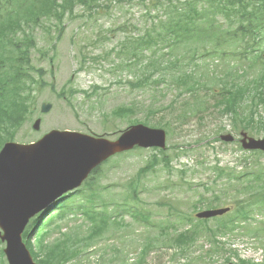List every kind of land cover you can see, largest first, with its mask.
Segmentation results:
<instances>
[{"label":"rangeland","instance_id":"374dc122","mask_svg":"<svg viewBox=\"0 0 264 264\" xmlns=\"http://www.w3.org/2000/svg\"><path fill=\"white\" fill-rule=\"evenodd\" d=\"M15 1L13 0L14 5ZM184 1L182 0L181 4ZM116 3L113 1L110 4V9L105 15H94L91 18L86 17L88 12L84 11L82 6H77L75 13L84 14L85 16L75 19L65 16L62 23L63 31L57 43L53 44L54 49H50L51 45L42 28L49 25V23L46 20H41L38 23L39 25L32 27L36 49L31 51V63L36 68L46 71L43 77L45 86L37 91V86L34 85L32 97L27 101L30 108L29 113H26L23 117L20 128L16 130L5 128L7 132L14 136L15 142H32L51 130H67L107 138L109 134H119L129 127L128 117L114 118L108 115L117 106L137 105L134 118L140 121L145 116V105L149 103L156 104L157 107H164L176 99L175 114L184 106L187 95L176 98V90L167 84V80L169 81L167 74H164L165 83L157 84L154 87H148L147 85L144 89L137 90L128 85L129 82L135 80V76L126 69L116 68L120 64V60L115 56L116 50L114 49H118L119 44L130 35L137 39L136 37L141 36L144 30H150L155 23L146 17L147 9L138 5L137 0H133L132 5L126 3L116 5ZM156 15L158 25V20L163 21L165 19L166 9L163 7L153 8L150 16L154 17ZM217 20L229 29L235 28L237 25V23L230 25L222 16H218ZM53 22L52 20L51 23ZM157 25H154L153 28L160 33ZM120 27H126L127 32L119 30ZM52 30V35L59 33L56 28ZM103 38L106 40L100 45L92 46V43L101 42L100 40ZM88 43H91V45H87ZM165 44L166 41H159L158 45L154 47L156 56L168 52L167 49L163 50ZM211 46L207 45V49H210ZM82 47L85 49H82ZM110 49L113 52L110 53L109 58L101 60V56ZM226 49L227 54L221 58L206 55L196 59L199 67L203 64L205 70L208 69L212 72L209 77L213 79V82L220 79L227 69L231 72H241L240 62L237 59L238 55L233 52L234 47L226 46ZM39 50L47 53L46 56L42 55ZM183 50L181 53L185 52ZM49 52L53 53L52 63L49 62V56H51ZM81 52L83 56L80 55ZM143 53L146 57L151 56L149 51ZM199 53H202L201 49ZM85 57L90 59L83 63L82 59ZM95 58H98L97 62L94 60ZM114 69L119 71L114 74L110 73ZM253 72L256 73V70ZM161 75L162 73H157V78ZM226 81L228 83L238 82V78L233 81ZM206 84L209 85L207 79ZM51 86H53L54 91L51 90ZM93 87H99L101 90L88 96ZM69 88H73L78 92L70 95L68 93ZM222 89L223 86L219 85L213 88L214 93ZM62 91L65 95L59 98L57 93ZM82 92L85 94H82ZM157 92H159V95ZM46 103L51 105L47 112L43 111V106ZM245 103H248V101L246 100ZM168 112H171V110ZM166 113L158 114L157 120L161 115L164 117ZM258 113L257 118H264L262 107L258 108ZM0 118L4 122L2 114H0ZM205 118L204 122L199 123L195 117H191L182 127L177 126L169 131L167 137L169 150L167 152L171 159L172 169L168 171L160 162L153 171L142 175L139 180V187L136 189L138 198L133 201V204H127L123 207L126 210L132 209V213L137 212V222L131 219L133 216L131 213L124 215L123 221L120 218L117 219V222L109 221L108 227L113 231L112 237L114 239L111 238L107 242L100 241L90 246L91 249H87L78 260L70 264H121L120 258L123 256L126 258V264H136L143 245V237L138 240V236L143 235L147 226L144 223L148 220L151 222L157 221V223L173 222L177 225L178 230H181L183 227L188 226L184 221H181L184 216L195 218L197 212L204 211L207 208V202L210 201L212 194L218 192L225 181V177L219 178L220 183L214 181V168H236L240 173L251 170L259 172L260 169H264V155L249 156L248 153L250 152L243 150L238 142L223 143L219 140L221 135L227 133H233L239 138L240 132L244 131L240 128L234 129L232 120L229 117H218L215 114L213 118ZM35 119L41 121L40 128L37 131L32 129ZM244 132L255 139L264 138L262 132L259 135L250 134L248 131ZM156 154L157 151L154 152L152 149L141 150L136 148V150L134 149L127 154H121L110 159L102 167L99 180L95 183L96 193L105 199L116 195L115 198H118L122 190L126 189L127 183L134 180L137 171L152 162ZM244 157H246V161L243 160ZM181 171H184L183 175H180L179 172ZM229 187L227 186L228 189H230ZM255 191L261 193L259 188ZM253 194V191L246 189L233 194L231 191L225 192L221 194L219 200L213 202L214 209L226 205L233 207V203L238 199L249 197L253 202L250 207L252 216L249 221L242 224L241 228L250 224L253 229H263L264 209L257 210L258 204ZM200 195L203 196V199L198 200ZM94 198L90 197L89 194L87 195V200L91 203H94ZM82 200L81 197L76 198L73 200L71 207L76 208L80 204H84L81 202ZM112 203L116 205L119 200L113 199ZM166 203L176 206L177 212L170 216L169 207L161 205ZM102 209L108 211V208ZM121 210L120 207H112L108 212L117 215ZM74 214L78 219L75 223L67 225L61 219H57L53 223L50 230L53 229V226H61L63 230L62 232L53 230L50 234L51 241L58 238L66 240L67 237L72 239L73 233H86V226L82 222L86 221L85 218L78 212H74ZM123 223L132 226H126ZM214 224L215 221L209 222L207 226L212 227ZM44 226L45 224L42 225V227ZM132 229L134 231L130 233L132 238L129 240L126 236ZM61 234H68V236H61ZM107 234L111 233L108 232ZM146 236L148 235L144 237ZM158 238L165 239L166 236H158ZM220 241L226 243L227 246L223 250H216L210 240L201 238L191 249V254L189 252L182 254L176 246L170 248L157 242V247L151 249L152 252L146 257L143 264H239L238 261L241 259L248 260L252 258L253 260L248 261L251 264L264 263V232L259 233L254 238L243 232L242 229H238L231 235L221 238ZM115 245L117 251L112 248ZM256 249H260L259 251L262 252L258 261L254 260ZM117 252L121 253L117 256ZM211 252H214V254L208 258L207 254ZM233 253H235L234 256Z\"/></svg>","mask_w":264,"mask_h":264},{"label":"trees","instance_id":"16d2710c","mask_svg":"<svg viewBox=\"0 0 264 264\" xmlns=\"http://www.w3.org/2000/svg\"><path fill=\"white\" fill-rule=\"evenodd\" d=\"M97 0H16L15 6L12 7L13 2L10 0H0V114L4 116V122L0 118V148L4 142L10 139V133L5 131V128H16L20 126L25 114L29 111L27 101L32 97L33 84L38 85L37 88L42 87V81L35 82L30 76V71H35L32 67L31 61L25 56L24 50H19L16 55H11L1 50L4 46L5 40L10 37H21L19 43L23 47L32 48L34 45V38L30 34L29 24L37 22L41 18H52L55 23L62 27V19L65 15L68 18L75 19L84 17V14L74 15V7L76 4L83 5L88 11L86 16L97 14L93 9H86L94 7L93 2ZM131 3L132 0H126ZM162 0H155L153 6L161 5ZM206 2H213L216 4L217 15H222L230 25L237 23L235 28H228L225 25H219L212 20H207L206 27L189 25L183 21V16L189 17L188 12L178 8L181 5V0H170L168 2L172 5L175 14L168 23L158 25L160 33L153 28V34L145 31L138 39L130 40L121 44L120 49L116 51V56L122 60L124 55H128L129 68L133 69L132 74L135 75V80L130 83V87L134 89H144L154 87L157 85V73L159 71H171L169 76V86L177 88L178 83V98L188 96L184 106L181 107L178 113L175 114V107L177 102L170 103L168 106H159L156 104L145 105V116L142 121L134 118L137 110V105L130 104L115 109L112 115L115 117H123L129 115V125L142 123L150 128H161L168 134L172 128L183 126L191 117H195L199 123H202L207 117L213 116V110L220 116H228L231 118L234 126H240L243 129L250 130L252 133H263L264 136V118H257L258 108L262 107L264 110V0H205ZM175 4V5H174ZM186 4V3H184ZM108 9V8H107ZM193 23V21H192ZM17 34H15V33ZM166 33L171 34L172 41L163 37ZM227 33V38H226ZM155 35V37H153ZM206 39L207 44L213 45V49L207 51L205 45L204 56L223 57L227 54L226 46L234 47L233 52L238 55L237 59L240 62L241 72H226L221 75V78L213 82L209 76L212 72L204 69L205 65H197L196 52L191 48L181 46L186 40L193 38ZM59 38V35L56 36ZM159 40L169 41V45L163 47L168 49L166 55L162 54L160 58L156 56L155 45ZM224 45V46H223ZM127 50H126V47ZM184 48L183 54H178L177 48ZM54 48V47H52ZM149 51V57L143 53ZM189 53H192L189 56ZM109 54V53H107ZM169 57V58H166ZM185 57L189 61L185 64H192L196 69L193 71L179 72V61ZM50 59V63H52ZM178 68V70H177ZM182 69H186L183 67ZM177 70V71H176ZM256 70V73L253 71ZM39 71L38 78L42 77L43 72ZM164 75V74H163ZM155 78V79H154ZM165 76H161L158 81L162 82ZM238 78V82H231ZM206 79L209 85L206 84ZM223 86L222 90L214 93L213 88L216 86ZM52 90L54 88H51ZM77 92V91H76ZM73 90H69V94L73 95ZM156 97V96H154ZM248 103H245V101ZM176 104V106H175ZM171 110V112H168ZM166 113L164 117L158 118L157 115ZM175 122V124H174ZM169 147L165 151H157L152 162L146 167L137 171L134 180L127 183L126 189H123L118 198L110 197L105 199L96 193V184L102 173V168H97L88 180L82 185L80 190L75 191L63 197L58 203L57 207L50 213V211L38 216L29 225L25 234L24 242L29 249L34 261L37 264H63L71 259L72 252L66 251L59 244L63 240H57L50 243L51 226L57 219L65 221L67 225L77 222L74 212L81 214L85 220L91 223L90 233L84 237L85 234L76 233V244H83L84 238L89 239V244L95 240L101 239L107 232L109 224H106L107 219H114V214H109L108 211L98 208L97 206H120L123 209L126 205L124 200L133 198L137 199L136 189L138 188L139 180L142 175L150 172L155 163H165L169 167L171 161L168 155ZM246 153V152H245ZM158 154L161 159H158ZM249 156H260L262 153L250 152ZM246 161V157L243 158ZM217 173L220 177H225V182L222 184L220 194L234 190L235 186L242 184L245 189L254 192L256 202L260 206H264V169L259 172L255 170L244 171L240 173L236 168H217ZM183 174V172H181ZM215 180H217L215 178ZM227 186H230L228 189ZM261 189L255 191V189ZM131 191V193H129ZM82 192V193H80ZM256 193V194H255ZM94 198V203L87 200V195ZM82 195V196H81ZM83 198L76 208H72L71 204L77 197ZM221 196H214L213 201ZM113 199H118L119 203L114 205ZM107 201V203H105ZM101 201H103L101 203ZM101 204V205H99ZM253 202L249 197L238 199L235 203L236 212L229 214L223 218H216L215 224L212 227L207 226V221L195 222L193 218L184 216L181 221H184L188 226L181 230L173 225L165 226L161 224L157 228V222H146L147 228L143 238V253L148 255L152 248L157 247V242L162 246L174 245L182 254L189 252L191 254L192 247L202 237L211 240L216 250H223L225 244H221L217 238H224L234 232L238 228L237 223L246 221L249 218V208ZM164 206V204H161ZM172 210L177 212L176 206L170 204ZM208 207H212L211 201L207 202ZM129 213L136 217L137 212L131 211ZM50 213V214H49ZM45 224L44 227L42 225ZM55 230H61V227L53 226ZM261 232L259 229H253L251 225L245 230V233L257 237ZM165 235V239H159L158 236ZM223 245V246H222ZM214 252L207 254L209 258ZM5 259L2 251V244L0 243V264H5ZM249 264V263H248ZM264 264V263H263Z\"/></svg>","mask_w":264,"mask_h":264},{"label":"water","instance_id":"95a60500","mask_svg":"<svg viewBox=\"0 0 264 264\" xmlns=\"http://www.w3.org/2000/svg\"><path fill=\"white\" fill-rule=\"evenodd\" d=\"M51 106L46 104L43 111ZM38 129V123L34 125ZM246 150L264 152V140L242 134ZM225 142L230 135L221 136ZM163 130L143 125L130 127L116 140L71 131L52 130L36 143L6 144L0 151V240L6 244L8 264H35L22 242L30 219L52 206L110 157L138 148L164 149ZM224 210L198 214V218L222 215Z\"/></svg>","mask_w":264,"mask_h":264}]
</instances>
